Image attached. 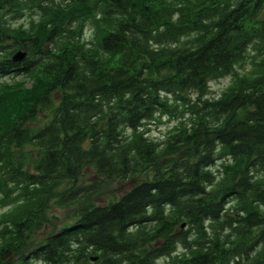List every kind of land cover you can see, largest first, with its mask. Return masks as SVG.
I'll return each mask as SVG.
<instances>
[{"label": "trees", "instance_id": "trees-1", "mask_svg": "<svg viewBox=\"0 0 264 264\" xmlns=\"http://www.w3.org/2000/svg\"><path fill=\"white\" fill-rule=\"evenodd\" d=\"M263 5L0 0V264H264Z\"/></svg>", "mask_w": 264, "mask_h": 264}, {"label": "rangeland", "instance_id": "rangeland-1", "mask_svg": "<svg viewBox=\"0 0 264 264\" xmlns=\"http://www.w3.org/2000/svg\"><path fill=\"white\" fill-rule=\"evenodd\" d=\"M263 14H264V5H263V9L260 15H263ZM31 21H32V18L27 21L19 20L17 25L27 30L30 27ZM32 26H33V21H32ZM247 68H248L247 62H244L242 65L236 67L234 72H236L237 75L243 74L245 73V70ZM17 79L18 80L24 79L25 86H28V78L20 77V76H15L12 78L2 77L0 78V83H12L16 81ZM228 83H229V77L209 81L208 90H207V94L205 97L208 99L216 98L221 93V91L227 86ZM43 119L44 118L40 114L38 121H33L32 123H29V127L31 129L38 127L39 125L43 123V121L41 122V120ZM179 119L181 118H178V119H173L169 117L167 118L166 115L157 116L154 120H152L149 124L145 126V128L147 129L148 137L154 140L155 142H161L165 138L166 134L172 131L176 127ZM213 169L215 170V167ZM89 178L90 177L88 176L85 180H89ZM128 187H129V183L127 182L122 183V184L114 183L111 186L110 190L107 191L106 194L109 195L112 192L111 198H113V195H116L117 197L120 193L125 191ZM107 195H103L102 197L109 198ZM96 203H103V201L102 199H100L99 201H96ZM3 209L4 208H2L1 210ZM72 209H73V206H70V205H67V206L66 205L64 206L51 205L47 211V214L49 215V218L51 222L54 223V225H60L61 221L67 220L69 218Z\"/></svg>", "mask_w": 264, "mask_h": 264}, {"label": "water", "instance_id": "water-1", "mask_svg": "<svg viewBox=\"0 0 264 264\" xmlns=\"http://www.w3.org/2000/svg\"><path fill=\"white\" fill-rule=\"evenodd\" d=\"M23 56H24V53L16 52V53L12 56V60H13V61H18V60H20Z\"/></svg>", "mask_w": 264, "mask_h": 264}]
</instances>
